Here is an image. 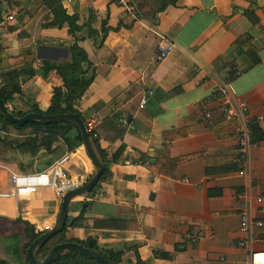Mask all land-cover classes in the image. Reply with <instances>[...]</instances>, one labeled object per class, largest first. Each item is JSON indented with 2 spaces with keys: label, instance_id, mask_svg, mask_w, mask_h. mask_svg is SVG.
<instances>
[{
  "label": "crops",
  "instance_id": "obj_1",
  "mask_svg": "<svg viewBox=\"0 0 264 264\" xmlns=\"http://www.w3.org/2000/svg\"><path fill=\"white\" fill-rule=\"evenodd\" d=\"M60 3L81 27L77 45L91 64L86 77H93L73 106L86 125L96 122L110 173L93 193L70 201L67 217L82 221L67 228L66 240L91 239L103 251L122 252L121 264H264V0ZM0 10V51L25 55L0 63V80L23 72L21 94L7 107L46 112L63 82L44 71V62H70L75 40L66 25L50 26L49 0H0ZM238 39L245 44L234 49ZM161 40L175 47L156 61ZM227 100L247 102L257 124L245 164L238 162L235 122L223 117ZM71 135L67 145L42 134L16 137L13 151L23 156L0 157V193L10 190L12 174L47 172L66 155L63 168L77 187L85 184L94 168ZM240 196L261 228L241 231ZM60 205L49 188L0 198V260L27 264L25 224L36 233L50 230ZM193 233L203 236L195 244Z\"/></svg>",
  "mask_w": 264,
  "mask_h": 264
},
{
  "label": "trees",
  "instance_id": "obj_2",
  "mask_svg": "<svg viewBox=\"0 0 264 264\" xmlns=\"http://www.w3.org/2000/svg\"><path fill=\"white\" fill-rule=\"evenodd\" d=\"M174 2V1H173ZM49 8L51 13L54 17V20L51 22L50 26L54 27H62L66 25L68 27V33L72 36L75 40V44L69 50V60L70 62L58 65L52 64L48 62H44L45 72L48 71H55L57 75L61 78L63 82L62 88H55L53 90V95L51 99V107L46 112H41L34 106H31L27 111H16L10 110L7 105L11 99V97L15 94H21L19 78L23 74V72H12L2 78L0 80V99L5 103L7 109L10 111L12 116L21 118L27 113H38L41 115H60V114H76L82 121L83 118L81 114L74 108V103L80 100L86 90L88 89L93 77H86V71L84 68L90 67V62L88 61L87 55L85 51L77 45V33L81 30V27L76 24V19L73 17H69L65 10L62 8L60 0H49ZM250 17V15H248ZM0 21H1V10H0ZM262 29V28H261ZM92 33V32H91ZM243 40H236L233 43V48L237 49L242 46ZM241 45V46H240ZM249 45V43H246ZM25 57L22 52H20L18 57L15 58H7L6 55L0 51V63L2 65H6L9 62L17 61L21 58ZM31 76L32 73L28 72ZM236 77L233 76L231 79H235ZM84 122V121H83ZM0 124L3 128H11L13 130L23 132L27 129L31 130L29 134L31 135H48L55 138H60L62 141L67 145L71 141V132L75 131L77 134V138L81 144H83L79 131L69 125L63 123H55V124H40V123H28L23 127H18L14 124L9 123L8 121L4 120L0 116ZM85 124V123H84ZM86 127V124H85ZM91 138L94 140L96 148L102 155L104 162H105V170L101 176L99 183L108 179L110 177L108 162L106 159L105 153L100 149L96 138L93 137V133L90 131L88 132ZM96 134V132H95ZM97 135V134H96ZM49 143L46 142V145ZM19 148L21 146H18ZM121 151V150H120ZM97 186L91 191L93 193ZM82 217L76 219H70L67 217L66 225L62 233L56 235L55 237L51 238L41 249H39L36 253V257L39 260H42L48 251L58 245L63 243H76L78 245L83 246L84 248L90 249L95 251L97 254L102 256L105 260H107L110 264H121V257L122 252H113V251H103L101 250L95 241L88 239L85 242L74 241V240H66L65 232L67 228L77 227L81 224ZM42 233H36L34 228L31 227L29 224H25L24 228V235L26 238V244L23 246V254L25 256V261L27 264H30L28 256H27V249L29 245L35 241ZM0 264H7L5 261L0 260ZM52 264H98L97 262L83 257L82 255L78 254L75 251H68L65 254L61 255L58 260ZM136 264H141L140 260L138 259Z\"/></svg>",
  "mask_w": 264,
  "mask_h": 264
},
{
  "label": "built area",
  "instance_id": "obj_3",
  "mask_svg": "<svg viewBox=\"0 0 264 264\" xmlns=\"http://www.w3.org/2000/svg\"><path fill=\"white\" fill-rule=\"evenodd\" d=\"M70 2V0H64ZM124 3L123 1L121 2ZM125 5V3L123 4ZM12 17H7L8 21H12ZM2 23L0 22V29ZM173 43L161 42L156 47L155 60L162 61L174 50ZM236 77V76H235ZM146 99L143 98L141 103L144 104ZM223 117L226 121L235 122L234 136L238 145V162L245 164L249 160V152L256 144L253 142V130L251 128L252 120L248 116V104L245 101L237 104L231 103L229 100L224 101ZM206 119H210V114H205ZM96 122H91L86 125L87 131L93 133V137L97 138L95 134ZM69 160V156L66 155L60 158L47 172L34 173V174H12L10 176L11 188L6 193H0V198H17L22 196H30L36 193L39 189L49 188L53 191L54 195L61 199V196L68 190H72L77 187L76 181L68 175L63 168V165ZM238 175H245V171L241 170ZM239 222L242 232H250L252 227L261 228L262 222L254 221L251 216L250 208L247 202H243V196L239 197ZM256 203H261V198H255ZM49 227L45 228V232L49 231ZM44 233V232H43ZM202 234L193 233L190 234L189 240L195 244L201 240ZM250 238L248 241H251ZM246 242H241L240 247H244Z\"/></svg>",
  "mask_w": 264,
  "mask_h": 264
},
{
  "label": "water",
  "instance_id": "obj_4",
  "mask_svg": "<svg viewBox=\"0 0 264 264\" xmlns=\"http://www.w3.org/2000/svg\"><path fill=\"white\" fill-rule=\"evenodd\" d=\"M66 57L67 52L65 50V56L63 58ZM0 116L4 120L18 127H23L28 123H40L45 125L63 123L75 127L80 133L85 152L94 168L93 175L85 184L72 190H68L61 196L60 211L54 225L49 231L44 232L35 241H33L27 249V256L30 264H52L56 262L61 255L65 254L68 251H75L83 257L91 259L98 264H110L95 251L84 248L83 246L76 243L69 242L58 244L52 247L42 260H39L36 257V253L39 249H41L51 238L63 232L66 225L68 205L70 201L74 198L91 193V191L99 183L101 176L105 170L104 159L96 148L95 142L88 133L84 122L76 114L41 115L38 113H27L23 117L17 118L12 116L5 103L1 99ZM255 127H257L256 123L251 124L252 130H254Z\"/></svg>",
  "mask_w": 264,
  "mask_h": 264
},
{
  "label": "rangeland",
  "instance_id": "obj_5",
  "mask_svg": "<svg viewBox=\"0 0 264 264\" xmlns=\"http://www.w3.org/2000/svg\"><path fill=\"white\" fill-rule=\"evenodd\" d=\"M31 130L27 129L23 132H19L16 130H13L11 128H3L2 125L0 124V143L2 144V146L0 147V157L5 153L6 156L10 157L11 155L15 156V158H17L18 156H23V154L20 153V155L18 153H15L13 151V149L16 147V137L24 135V134H28L30 133ZM19 149V147H18ZM21 151L25 150V149H19ZM2 159V157H1ZM76 181V180H75ZM76 184H78V182L76 181ZM26 244V243H25Z\"/></svg>",
  "mask_w": 264,
  "mask_h": 264
}]
</instances>
